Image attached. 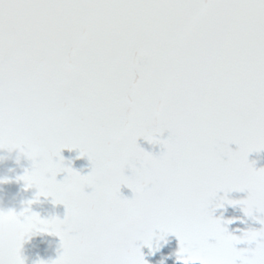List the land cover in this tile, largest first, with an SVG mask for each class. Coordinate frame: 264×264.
Returning a JSON list of instances; mask_svg holds the SVG:
<instances>
[{
  "label": "snow or ice",
  "instance_id": "1",
  "mask_svg": "<svg viewBox=\"0 0 264 264\" xmlns=\"http://www.w3.org/2000/svg\"><path fill=\"white\" fill-rule=\"evenodd\" d=\"M5 145L40 158L18 179L67 210L24 212L61 241L49 264H148L140 244L151 249L157 229L178 238L182 264H264V227L236 236L213 217L239 204L264 225V168L248 160L264 149V0H0ZM63 149L87 156L90 173L65 166ZM0 264H24L21 246L0 239Z\"/></svg>",
  "mask_w": 264,
  "mask_h": 264
},
{
  "label": "flooded vegetation",
  "instance_id": "2",
  "mask_svg": "<svg viewBox=\"0 0 264 264\" xmlns=\"http://www.w3.org/2000/svg\"><path fill=\"white\" fill-rule=\"evenodd\" d=\"M166 133V132H165ZM168 133L165 134V138ZM164 138V134L163 137ZM138 145L145 151L158 155L159 149H162L160 144H150L143 137L137 141ZM229 147L232 150H236L237 145L230 144ZM0 155L9 156L7 160L0 163V176L10 177V182L0 185V206L5 208H14L16 211L21 210V201L32 199L36 193V189L32 188L27 191L24 190L22 181H17L15 177L23 175L25 168L31 167V161L24 156H20V163H16V157L19 155V150H13L11 154L8 153L7 149H0ZM65 166H70L74 170L80 172L81 175H88L91 171V162L87 156H80L78 149H63L61 151ZM248 160L253 163V167L256 169L264 168V149L259 151H253L249 153ZM14 169V171H8V169ZM126 175H130V170H126ZM67 175L65 172H61L57 175V181H62ZM85 191L90 192V188H86ZM121 195L129 199L132 198L133 193L130 188L125 185L121 186ZM225 195L224 192H218ZM248 196V193L240 191H232L227 194V198L231 200H244ZM228 213L231 216H236L238 219L244 218L246 215L242 209V206L227 205ZM31 210L38 213L42 219H49L51 217H58L63 219L66 215V208L63 204H54L52 198L40 197L39 201L32 204ZM49 242L51 246H49ZM61 251V241L57 236H35L30 240L26 241L21 249V256L24 258L25 264H35L37 259L44 261H53L57 259ZM140 251L144 256V259L148 264H164V239L160 241L159 246L156 245V257L153 261V254L148 245L141 243Z\"/></svg>",
  "mask_w": 264,
  "mask_h": 264
},
{
  "label": "clouds",
  "instance_id": "3",
  "mask_svg": "<svg viewBox=\"0 0 264 264\" xmlns=\"http://www.w3.org/2000/svg\"><path fill=\"white\" fill-rule=\"evenodd\" d=\"M0 149H7L9 154H11L13 150H19V155L16 157L17 164L20 163L21 155L31 161V167L25 168L23 171V175H19L15 177V179L17 181L23 182L25 191L32 189V188L36 189V193L32 199L21 201L20 211H16L14 210V208H5V207L0 206V239L3 240L6 247L14 249V248H17L18 246H21V249H22L24 243L30 240L32 237L43 236V235L56 236V235L50 234L53 231L52 229L41 228L34 224L30 225L29 220L24 214L26 209L31 210L32 204L38 202L40 197H44V198L50 197V196H44V195H40L39 197H37V192L40 191V189L37 187L35 180H32V179L19 180L18 179V177H22L25 175H28L31 178L34 172L37 170L35 168V165H38L41 162L40 158L37 157L36 159H29L28 156L22 153L19 148H9L7 145H5L4 147ZM8 158L9 156L0 155V163H3ZM8 171L11 172V171H14V169L10 168L8 169ZM10 179L11 178L8 176H0V185L9 183ZM0 191H2V189H0ZM63 194H64L65 199L69 200L72 203H75L76 205L80 207H86L89 203V197L85 193H83L79 187L67 185L64 188ZM30 201H36V202L30 204L29 203ZM38 216L41 220H48V219H42L39 214ZM160 237H161V232L159 231V229H157L154 232V235L152 237L153 244L155 243L156 245L159 246L160 241L163 240ZM49 246H51L50 242H49ZM228 255H229V258L233 260L234 262H238L243 259L242 256H240L235 249L230 251ZM42 261L44 262V264H49L48 261H44L42 259H37L35 264H41ZM24 264H25V261H24ZM161 264H163V261H161Z\"/></svg>",
  "mask_w": 264,
  "mask_h": 264
},
{
  "label": "rangeland",
  "instance_id": "4",
  "mask_svg": "<svg viewBox=\"0 0 264 264\" xmlns=\"http://www.w3.org/2000/svg\"><path fill=\"white\" fill-rule=\"evenodd\" d=\"M166 133H164V138ZM160 151L161 149H159V152L157 154H159ZM220 197H224V194L217 193V199H219ZM227 211H228L227 204H225L224 207L222 208H215V210L213 211V217L219 218L222 221H232L231 223L223 224V226L226 227L229 233H231L232 235L241 236L244 231H248L250 229H260L261 227H264V225H261L259 223L258 219H254L253 217L250 216H245V218H243L242 223L240 219L232 220L229 217V214L226 213ZM254 215L258 217H262V216L264 217L263 213H254ZM179 247H180L179 240L175 236V234L170 233L164 238V264H182V261L179 260L177 257V252L179 251ZM237 247L243 248V247H249V245L242 243L237 245ZM152 253L154 255L153 256V261H154L156 254L155 243L153 244ZM153 264H155V262H153Z\"/></svg>",
  "mask_w": 264,
  "mask_h": 264
}]
</instances>
